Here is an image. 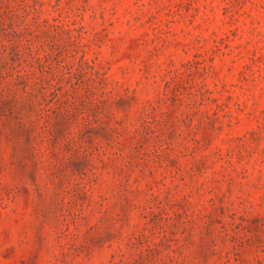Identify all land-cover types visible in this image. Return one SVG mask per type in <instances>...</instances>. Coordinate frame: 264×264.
I'll return each mask as SVG.
<instances>
[{
    "label": "rangeland",
    "instance_id": "rangeland-1",
    "mask_svg": "<svg viewBox=\"0 0 264 264\" xmlns=\"http://www.w3.org/2000/svg\"><path fill=\"white\" fill-rule=\"evenodd\" d=\"M0 264H264V0H0Z\"/></svg>",
    "mask_w": 264,
    "mask_h": 264
}]
</instances>
